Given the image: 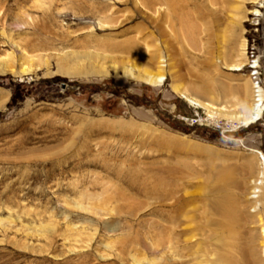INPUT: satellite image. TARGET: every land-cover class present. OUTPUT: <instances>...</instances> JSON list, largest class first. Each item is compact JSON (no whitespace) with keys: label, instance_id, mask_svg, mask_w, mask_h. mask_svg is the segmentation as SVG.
Returning a JSON list of instances; mask_svg holds the SVG:
<instances>
[{"label":"rangeland","instance_id":"374dc122","mask_svg":"<svg viewBox=\"0 0 264 264\" xmlns=\"http://www.w3.org/2000/svg\"><path fill=\"white\" fill-rule=\"evenodd\" d=\"M159 2L0 0V264H264V0Z\"/></svg>","mask_w":264,"mask_h":264},{"label":"bare ground","instance_id":"6f19581e","mask_svg":"<svg viewBox=\"0 0 264 264\" xmlns=\"http://www.w3.org/2000/svg\"><path fill=\"white\" fill-rule=\"evenodd\" d=\"M161 1V0H160ZM148 2H149V4L150 5H156V4H160V2H159V0H148ZM253 13H255L256 15H260L261 13H260V10L259 9H255L254 11H253ZM182 17V19H181V21H182V23L184 22L185 23V25H186V29H187V27H188V29H190V31H191V29H192V31H196L195 29L197 28L196 26L197 25H195L194 23H192L191 21H190V17H189V13L188 12H186L185 13V15H184V17L183 16H181ZM111 20V19H110ZM107 22H109V21H107ZM100 25H103L104 23H106V21H99L98 22ZM183 23V24H184ZM193 24V25H192ZM158 29V31L160 32L161 31V28H160V26L157 28ZM191 31V32H192ZM188 32H189V30H188ZM194 34V33H193ZM196 34V33H195ZM189 36V35H188ZM194 36V35H193ZM193 37H191V39H192ZM196 38H194V39H192V40H195ZM129 40V39H128ZM132 39H130L129 41H131ZM113 41V40H112ZM111 41V42H112ZM100 42V41H99ZM101 42H107V41H101ZM100 42V43H101ZM114 42V45H113V48L116 46V44L118 43V42H116L115 43V41H113ZM112 42V43H113ZM124 42V41H123ZM120 43V42H119ZM118 43V44H119ZM99 44V43H98ZM97 44V45H98ZM102 44V43H101ZM100 44V45H101ZM110 44V43H109ZM123 44H125V46H124V50H127V51H129V50H131V49H134L135 47L134 46H136L137 45V43L136 42H134L133 40L131 41V42H128L127 44H126V42L125 43H123ZM123 44H121V45H123ZM140 44H142V43H140ZM138 45V46H140L139 47V49L141 48V45ZM14 45H15V47H16V50L18 51V52H21L22 53V47L18 44V43H14ZM99 45V47H101ZM104 45H105V43H104ZM104 45H102V46H104ZM107 45V44H106ZM120 46V45H119ZM138 46H137V49H138ZM244 48H243V51H242V57H243V55H245V47H246V44L244 43ZM98 47V48H99ZM105 47V46H104ZM110 47V46H109ZM116 47H118V46H116ZM149 47H151V46H149ZM98 48H96V49H98ZM110 48H112V47H110ZM100 49V48H99ZM155 49H157V47L156 48H154V51L153 52H151L150 54H149V56H148V58H149V60H152V61H155L156 62V65H155V70H152L150 67H149V65H148V63H146V65L143 67V72H144V74H145V76H144V78L147 80V81H149V82H151V83H153V84H159V83H161L162 81H163V79H164V73H163V71H164V66H165V62H163V60H160L163 56L162 55H160V54H158V52H155ZM159 49V48H158ZM144 50H146V49H144ZM149 50V49H148ZM99 51V50H98ZM97 50H96V52H98ZM105 51H106V49H105ZM105 51H103L102 50V53L104 52L105 53ZM108 51V50H107ZM133 51V50H132ZM157 51V50H156ZM118 52V51H117ZM117 52H115V53H117ZM124 51H122V53H123ZM144 52H146V51H144ZM101 53V52H100ZM162 53V52H161ZM147 58V57H146ZM140 59V58H139ZM134 60V59H133ZM138 60V59H137ZM148 61V60H147ZM125 64V63H124ZM133 64H135L134 62H133ZM151 64V63H150ZM1 65V67H2V69H5L6 70V68H8L9 67V64H7V63H2V64H0ZM244 65H245V63L244 62H237V63H235V64H231V65H229L228 67H229V69L230 70H233V71H242L243 70V68H244ZM255 68V67H254ZM127 69V68H126ZM23 70H24V68H23ZM91 71H92V69H91ZM126 72V71H125ZM128 73V72H127ZM258 74V71H256L253 75H257ZM252 76V75H251ZM166 77V76H165ZM246 92L250 95V96H252L251 98H252V102H251V104L250 105H248V106H246V107H241L240 108V111H238V113L235 115V119L238 121V123L239 122H241V123H243L245 126H249L250 124H253V123H255V122H257V121H259L262 117H263V114H264V88L259 84V82H257V83H255V85L253 84V91H251V93H250V91H249V88H248V85H246ZM252 89V88H251ZM206 92V91H205ZM247 94V95H248ZM238 99H240V98H238ZM188 100H189V102H191L192 104H198V105H201V107H204V108H206L207 110H208V112H209V114L211 115H216V114H220V115H224V113L223 112H221V111H219L218 109H214L212 106H206V105H203L202 103H200L199 101H197V100H195L194 98H192V97H189L188 98ZM239 102H241V101H239ZM238 102V103H239ZM241 104V103H240ZM240 106H242V105H240ZM196 114H197V112H196ZM226 114V113H225ZM198 115V114H197ZM229 115V114H228ZM199 116V115H198ZM227 116V115H226ZM234 116V115H233ZM200 117V116H199ZM264 159V158H263ZM263 166H261L260 167V169H259V171H258V176H257V178L256 179H254V181H253V183H254V186H253V193H258V195L257 196H255V197H257V198H260L259 200H257L256 202H255V204H256V206L260 203L261 205H263L264 206V160H263ZM261 165V164H260ZM134 178V177H133ZM135 180V179H134ZM134 180H132V181H130V183L132 184V185H134ZM160 183L161 182H159V181H157L156 183H154L155 184V186H153V189L154 190H157L158 188H159V186H160ZM146 187L147 188V181L145 182V181H141V183H140V187ZM145 188V189H146ZM152 189V190H153ZM254 198V197H253ZM78 208H84V206L83 205H78L77 206ZM258 207V206H257ZM171 220H170V223L172 222L173 223V221H174V218H172V217H169ZM169 218H168V220H169ZM116 229V228H115ZM164 231L166 230V231H168V228H165V229H163ZM263 232V234H264V229L262 230ZM171 233H172V231H171ZM166 234H167V232H165V234L163 235V237H161V238H159V239H157L156 241H154L155 243H157L159 246H162L163 248H165V249H169L171 252H172V250L173 249H176L175 248V245L177 244V243H175L174 242V239L173 238H171L170 236H166ZM193 236L194 235H192L191 236V238H193ZM264 237V236H263ZM191 238H189V239H191ZM153 244V243H152ZM176 251V250H175ZM154 260H152V261H150V262H153Z\"/></svg>","mask_w":264,"mask_h":264},{"label":"built area","instance_id":"2783aa9c","mask_svg":"<svg viewBox=\"0 0 264 264\" xmlns=\"http://www.w3.org/2000/svg\"><path fill=\"white\" fill-rule=\"evenodd\" d=\"M185 123H187L190 126H208V122L202 119V117H199L196 112L194 111L193 115L189 117H183L182 119ZM213 130H217L220 133L224 134L229 131V127H225L224 125L216 124V126H209Z\"/></svg>","mask_w":264,"mask_h":264}]
</instances>
